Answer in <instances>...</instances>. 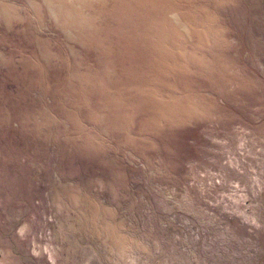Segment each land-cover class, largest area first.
<instances>
[{"label": "rangeland", "instance_id": "374dc122", "mask_svg": "<svg viewBox=\"0 0 264 264\" xmlns=\"http://www.w3.org/2000/svg\"><path fill=\"white\" fill-rule=\"evenodd\" d=\"M0 264H264V0H0Z\"/></svg>", "mask_w": 264, "mask_h": 264}]
</instances>
